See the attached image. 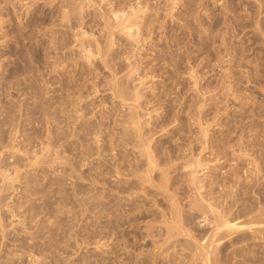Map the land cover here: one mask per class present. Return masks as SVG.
Segmentation results:
<instances>
[{"label":"rangeland","instance_id":"obj_1","mask_svg":"<svg viewBox=\"0 0 264 264\" xmlns=\"http://www.w3.org/2000/svg\"><path fill=\"white\" fill-rule=\"evenodd\" d=\"M5 4L0 264H264V0H8V10ZM132 9L140 26L131 39L108 14ZM89 40L114 69L100 59L98 66L88 63L81 42ZM112 71L124 77L128 94L142 93L137 104L132 94L126 105L113 103ZM77 79L81 89L67 91ZM127 105L139 108L151 141L145 148L157 154L150 173ZM195 156L203 159L195 175L199 194L185 187L192 178L185 162ZM191 200L207 210H190ZM206 202L245 226L215 234L218 213Z\"/></svg>","mask_w":264,"mask_h":264},{"label":"bare ground","instance_id":"obj_2","mask_svg":"<svg viewBox=\"0 0 264 264\" xmlns=\"http://www.w3.org/2000/svg\"><path fill=\"white\" fill-rule=\"evenodd\" d=\"M4 1H5V3L7 4V1H8V0H7V1H6V0H0V2H4ZM22 1H24V0H21V2H22ZM65 1H66V0H65ZM91 1H92V0H91ZM79 2H80V1H79ZM6 4H5V6H3V7H6V6H7ZM15 4H17V3H15ZM19 4H20V3H19ZM78 4H80V3H78ZM84 4H85V3H84ZM8 5H9V4H8ZM98 5H99V4H98ZM14 6H15V5H14ZM72 6H73V5H72ZM77 7H78V6H77ZM82 7H83V6H82ZM88 7H89V6H88ZM103 7H104V6H103ZM84 8H85V7H84ZM111 8H112V7H111ZM119 8H120V7H119ZM131 8H132V7H131ZM131 8H130V9H131ZM134 8H135V7H134ZM134 8H133V9H134ZM145 8H146V7H145ZM5 9H7V7H6ZM124 9H125V8H124ZM133 9H132V12H133ZM140 9H141V8H140ZM7 10H8V9H7ZM108 10H109V9H108ZM111 10H112V9H111ZM111 10L109 11L110 14H108L107 12H106V13H107L109 16L112 15V17H114V20H112V21H114V22H115V20L117 21V22L115 23L117 27H115V25H114L113 28H119V30H118L119 32H123V33L129 34L130 36L133 35V33H132L133 31H132V29H133V28H136L137 26H140L139 24L137 25L138 22L136 23V22L134 21V19H135L136 17L134 18L133 16L136 15V13H135L136 11H134L133 13H130V15H126V14H129V13H126V14H125L124 12H122L123 9L120 10V11H117V12L114 11V10H113V11H111ZM116 10H117V9H116ZM118 10H119V9H118ZM80 11H81V10H80ZM82 11H83V10H82ZM101 11H102V10H101ZM124 11H125V10H124ZM145 11H146V10H145ZM84 12H85V11H84ZM104 12H105V10H104ZM120 12H121V13H120ZM125 12H126V11H125ZM137 12H138V10H137ZM139 12H140V10H139ZM139 12H138V13H139ZM143 12H144V11H143ZM68 13H69V12H68ZM68 13H67V14H68ZM102 13H103V12H102ZM106 13H105V16H107ZM111 13H112V14H111ZM144 13H145V12H144ZM83 14H84V13H83ZM131 14H133V16H131ZM134 14H135V15H134ZM64 15H65V14H64ZM125 15H126V16H125ZM136 16H138V15H136ZM67 17H69V18H67V19H70V18H71V16H67ZM73 17H74V15H73ZM107 17H108V16H107ZM110 17H111V16H110ZM112 17H111V18H112ZM123 17H125V18H123ZM132 18H133V19H132ZM71 19H72V18H71ZM112 19H113V18H112ZM136 19H137V18H136ZM103 20H105L104 17H103ZM107 20H108V19H107ZM108 21H109V20H108ZM108 21H107V22H108ZM110 21H111V20H110ZM110 21H109V22H110ZM69 22H70V21H69ZM61 23H62V21H61ZM112 23H113V22H112ZM136 25H137V26H136ZM134 26H136V27H134ZM108 27H109V25H108ZM111 28H112V25H111ZM138 28H139V27H138ZM138 28H136V29H138ZM80 29H81V28H80ZM108 30H109V29H108ZM113 30H114V29H113ZM111 31H112V30H111ZM73 33H74V32H73ZM82 33H83V32H82ZM103 33H104V32H103ZM110 33H111V32H109L108 34H110ZM113 33H114V32H112V34H113ZM137 33H138V32H137ZM85 34H86V33H85ZM119 34H120V33H119ZM106 35H107V34H106ZM129 35H128V36H129ZM107 36H108V35H107ZM110 36H113V35L110 34ZM135 36H137V34H136ZM113 37H114V36H113ZM132 37H133V36H131V39H132ZM94 38H95V37H94ZM133 38H135V37H133ZM86 39H87V38H86ZM111 39H112V38H111ZM129 39H130V37H129ZM80 40H81V39H79V41H80ZM83 40H84V38H83ZM83 40H82V41H83ZM95 40L97 41L98 39H95ZM105 40H106V39H105ZM136 40H137V39H136ZM107 41H108V40H107ZM138 41H139V39H138ZM78 43H79V42H78ZM96 43H97V42H96ZM98 43H99V40H98ZM137 43H138V42H137ZM109 44H110V43H109ZM78 45H79V44H78ZM94 45H95V44H94ZM94 45H93V42L90 43V40H89L88 42H87V41H85V42H81V47L83 48V49H82V48H81V49H82V51L85 53V57L87 58L88 63L91 62V63L94 64L93 66H96V65L98 66L97 63H99V59H100V60L106 65L105 68H108L109 70H110V69H114V67L111 66V65H112V63L110 62V58H111V57H107V56H106L107 58H106V57L103 58L104 56H102L103 53H102V51H101V49H100L99 44H98L99 47H98V46L95 47ZM100 45H102V44H100ZM105 45H106V42H105ZM111 45H112V44H111ZM73 46H74V45H73ZM113 46H114V45H113ZM139 46H140V45H139ZM61 47H62V46H61ZM107 48H108V47H107ZM132 48H133V47H132ZM105 49H106V48H105ZM114 49H115V48H114ZM141 49H143V48H141ZM109 50H110V49H109ZM59 51H60V49H59ZM104 51H105V50H104ZM70 52H71V51H70ZM107 52H109V51H107ZM58 53H59V52H58ZM71 53H72V52H71ZM105 53H106V52H105ZM139 53H140V52H139ZM73 54H74V53H73ZM101 54H102V55H101ZM134 54H135V53H134ZM61 55H62V53H61ZM65 55H66V54H65ZM59 56H60V55H59ZM62 56H63V55H62ZM97 56H99V58H98ZM101 56H102V57H101ZM129 56H130V55H129ZM57 57H58V56H57ZM108 58H109V59H108ZM125 58H126V57H125ZM127 58H128V57H127ZM131 58H132V57H131ZM73 59H74V58H73ZM76 59H77V58H76ZM96 59H97V60H96ZM112 59H113V58H112ZM112 59H111V60H112ZM57 60H58V66L60 67V70H61V71H60V70H57V72L60 71V73H61V72H62V67H63V63H64V62L62 63V57H61V56L58 57ZM125 60H126V59H125ZM101 61H100V62H101ZM113 61H114V60H113ZM94 62H95V63H94ZM102 62H101V63H102ZM110 63H111V65H110ZM128 63H129V62H128ZM76 64H77V62H76ZM116 64H117V63H116ZM129 64H130V63H129ZM61 66H62V67H61ZM64 66H65V65H64ZM93 66H92V67H93ZM114 66H115V65H114ZM52 67H53V66H52ZM117 67H118V65H117ZM98 68H99V67H98ZM98 68H97V69H98ZM119 68H120V67H119ZM129 68H130V67H129ZM122 69H123V68H122ZM138 69H139V68H138ZM89 70L91 71V68H90ZM115 70H116V68H115ZM115 70H114V71H115ZM128 70H129V69H128ZM90 71H89V72H90ZM114 71H112V72H114ZM89 72H88V73H89ZM110 72H111V71H110ZM116 72H117V70H116ZM116 72H114L113 74L111 73L113 79H112V82L110 83V85H108L109 87H107L108 90L112 91V94H113V96H114L113 99H115V100H114L113 103H115V105H117V103H124L123 105H126L125 102H127L128 100H130V101L132 102V99H133L134 97H135V98H134L135 100H134V99H133V100L135 101V103H136V100H137V99H138V101H139V99H140L139 97H141V96H138V95H142V93L139 94L140 92L138 93V90H136V88H135V90L137 91V93H135V94H132V93H131L132 95H134V97L132 98V97H131L132 95L130 94V92H129V94H128V88L126 87L127 85L125 86L127 89H125L124 86H123L124 83H125V80H123L124 77H122V76L119 77V76H118L119 74L116 73ZM132 72H133V71H132ZM58 73H59V72H58ZM125 73H126V72H125ZM82 74H83V73H82ZM85 74H86V73H85ZM130 74H131V73H130ZM133 74H134V73H133ZM89 75H90V74H89ZM91 75H92V74H91ZM125 75H127V74H125ZM131 75H132V74H131ZM61 76H62V73H61ZM98 77H99V76H98ZM130 77H131V76H130ZM83 78H85V77H83ZM94 78H95V77H94ZM126 78H127V80H128L129 76H128V77L126 76ZM99 79H100V78H99ZM102 79H103V78H102ZM137 79H138V78H137ZM140 79H141V78H139V80H140ZM70 80H71V79H70ZM80 80H81V79H80ZM90 80H91V78H90ZM97 80H98V79H97ZM127 80H126V83H127ZM130 80H132V79L130 78ZM141 80H142V79H141ZM78 81H79L78 79H77L76 82H75V81H70V82L68 81L69 83H68V85H67V91H70V92L74 93L73 91H75L76 89H77V90L81 89V86H77V85L80 84V83L77 84ZM88 81H89V80L87 79L86 82H88ZM143 81H144V79H143ZM97 82H98V81H97ZM144 82H145V81H144ZM61 83H62V82H61ZM99 83H100V82H99ZM128 83H129V82H128ZM84 84H86V83H84ZM94 84H95V87H98V84H96V83H94ZM103 84H104V83H103ZM140 84H141V83H140ZM60 85H61V84H60ZM63 86H64V84H63ZM91 86H92V87L94 86L93 83H92ZM103 86H104V85H103ZM65 87H66V86H65ZM65 87H63L64 90L66 89ZM77 87H80V88L78 89ZM82 87H83V86H82ZM88 87H89V86H88ZM101 87H102V86H101ZM59 88H60V87H59ZM61 89H62V87L60 88V90H61ZM107 89H106V90H107ZM139 89H141V88H139ZM64 90H61V92L63 93ZM95 90H96V89H95ZM100 90H101V89H97L95 92H99ZM103 90H105V89H103ZM132 90H133V89H132ZM80 91H81V90H80ZM82 91H83V90H82ZM101 92H102V91H101ZM142 92H143V91H142ZM77 93H78V91H77ZM63 94H65V93H63ZM69 94H70V93L67 92V95H69ZM81 94H83V93H81ZM81 94H80V95H81ZM96 94H97V93H96ZM73 95H74V94H73ZM77 95H78V94H77ZM129 95H131V96H129ZM70 96H71V95H70ZM68 97H69V96H68ZM130 97H131L132 99H130ZM66 99H68V98H66ZM70 99H72V98H69L68 100L70 101ZM77 99H78V98H77ZM72 100H73V99H72ZM72 100H71V101H72ZM83 100H84V99H83ZM71 101H70V102H71ZM100 101H101V100H100ZM134 101H133V102H134ZM138 101H137V103H138ZM140 101H141V100H140ZM70 102H68V103H70ZM128 102H129V101H128ZM75 103H76V102H75ZM129 103H130V102H129ZM137 103H136V104H137ZM62 104H63V103H62ZM62 104H61V105H62ZM127 104H128V103H127ZM132 104H133V103H132ZM136 104H135V105H136ZM140 104H141V103H139V106H138V105H137V106L140 107ZM61 105H60V106H61ZM63 105H64V104H63ZM69 105H70V104H69ZM69 105H68V107H69ZM76 105H77V104H76ZM76 105H75V106H76ZM130 105H131V104H130ZM130 105H129V106L127 105V106L129 107V111H130V114L128 113V114L130 115V122H131L132 125H135L136 128L138 129V131H137L138 133L136 132V133H137L136 136H137L138 138L136 137L137 139L135 140V141H137V142H135V144L137 143V146H136L137 148H136V149H138V146L140 147L139 149H140L141 151L143 150V149H141V147L144 148L143 151H145V152H143V151H142V153L140 152V156H143V157L145 158V160H146V162H145V163H146V167H147V169H148V170H147V169H146V170L150 173V172H152L151 169H153V168L155 167L156 160H157V158H155V157H157V154L153 152L154 150H153V151H152L151 149H150L151 151L148 150L151 146L148 148L147 145H148V142H151V141H149L148 139L145 138V134H144L145 132L143 133L144 130H143V129H142L143 131L141 130L142 127L140 126V122H139V119H140V118H139V114H140V113H139V114H138L137 112L135 113V111H137L136 109L139 110V108H137V107H136V108H135V107L133 108V107H130ZM133 105H134V104H133ZM72 106H73V105H72ZM117 106H118V105H117ZM128 107H127V108H128ZM71 108H72V107H71ZM140 108H141V107H140ZM71 110H72V109H71ZM62 111H63V110H62ZM62 111H61V112H62ZM108 111H109V110H108ZM104 112H105V111H104ZM114 112H115V111H114ZM126 113H127V112H126ZM107 114H110V113H106L105 115H107ZM137 114H138V115H137ZM101 116H102V115H101ZM108 116H109V115H108ZM104 117H105V116H104ZM109 117H111V116H109ZM101 118L103 119V117H101ZM101 118H100V119H101ZM105 118H106V117H105ZM112 118H113V117H112ZM112 118H110V121H111ZM102 119H101V120H102ZM82 120H83V119H82ZM104 120H105V119H104ZM107 120H108V117H107ZM113 120H115V119H113ZM113 120H112L111 122H114ZM117 120H118V119H117ZM126 120H127V119H126ZM126 120H125V121H126ZM102 121H103V120H102ZM127 121H129V119H128ZM85 122H86V121H84L83 124H84ZM100 122H101V121H100ZM106 122H107V121H106ZM115 122H116V121H115ZM141 122H142V121H141ZM81 123H82V122H81ZM101 123H103V122H101ZM104 123H105V121H104ZM116 123H117V122H116ZM116 123H115V124H116ZM126 123H129V122H126ZM98 124H99V123H98ZM105 124H106V123H105ZM115 124H114V125H115ZM141 124H142V123H141ZM200 124H201V123H200ZM91 125H92V124H91ZM91 125H90V126H91ZM93 125H94V124H93ZM99 125H100V124H99ZM99 125H98V126H99ZM81 126H82V124H81ZM81 126H80V128H82ZM94 126H96L95 128L97 129V125L95 124ZM94 126H93V127H94ZM100 126H101V125H100ZM117 126H118V124H117ZM202 126H203V125H202ZM83 127H88V126H87V124H84ZM103 127H105V126L103 125ZM103 127H102V128H103ZM144 127H145V126H144ZM89 128H91V127H88V130H89ZM98 128H99L98 131H100V128H101V127H98ZM102 128H101V129H102ZM105 128H107V127H105ZM132 128H133V127H132ZM92 129H94V128H92ZM202 129H206V128H202ZM88 130H87V131H88ZM105 130H106V129H105ZM132 130H133V129H132ZM134 130H135V129H134ZM145 130H147V128H146ZM82 131H83V130H82ZM84 131H86V130H84ZM135 131H136V130H135ZM147 131H148V130H147ZM200 131H201V133L203 132L202 130H200ZM205 131H206V130H205ZM80 132H81V131H80ZM90 132H91V131H90ZM101 132H102V131H101ZM104 132H105V131H104ZM129 132H132V131H129ZM133 132H134V131H133ZM153 132H154V131H153ZM74 133H76V132H74ZM83 133H84V132H83ZM87 133H88V132H87ZM96 133H97V132H96ZM102 133H103V132H102ZM134 133H135V132H134ZM206 133H207V132H205L204 134H206ZM85 134H86V133H85ZM97 134H98V133H97ZM130 134H131V133H130ZM130 134H129V135H130ZM149 134H150V133H149ZM154 134H155V133H154ZM199 134H200V133H199ZM72 135H73V134H72ZM201 135H202V134H201ZM82 136H83V135H81V137H80L81 139H82ZM84 136H85V135H84ZM84 136H83V137H84ZM95 136H96V135H95ZM95 136H94V137H95ZM127 136H128V135H127ZM150 136H151V134H150ZM198 136H199V135H198ZM206 136H207V134H206ZM86 137H87V135H86ZM115 137H116V136H115ZM125 137H126V136H125ZM128 137H129V136H128ZM128 137H127V138H128ZM131 137H132V135H131ZM146 137H147V133H146ZM127 138H125V139H127ZM151 138H152V137H151ZM72 139H73V138H72ZM203 139H204V138H203ZM82 140H83V139H82ZM129 140H130V139H128V141H129ZM80 141H81V140H80ZM85 141H86V140H85ZM132 141H133V140H132ZM200 141H201V140H200ZM200 141H199V142H200ZM133 142H134V141H133ZM133 142H132V143H133ZM195 142H197V141H195ZM63 143H64V142H63ZM200 143H201V142H200ZM202 143H203V142H202ZM106 144H107V143H106ZM135 144H134V145H135ZM150 144H151V143H150ZM134 145H133V146H134ZM188 146H189V145H188ZM190 146H192V145H190ZM64 147H65V146H64ZM129 147H130V146H129ZM145 147H147L148 149L146 150ZM125 148H126V147H125ZM133 149H135V147H134ZM136 149H135V150H136ZM139 149H138V151H140ZM80 150H81V149H80ZM98 150H99V149H98ZM190 150H192V148H191ZM82 151H83V150H82ZM155 151H156V150H155ZM158 151H160V150H158ZM190 152H191V151H190ZM160 153H161V152H160ZM99 155H100V154H99ZM172 156H173V155H172ZM198 156H199V155H198ZM143 157H139V158H143ZM189 157H190V156H189ZM58 158H59V157H58ZM135 158H136V157H135ZM144 158H143V159H144ZM191 158H193V157H191ZM199 158H200V157H199ZM199 158L197 159V156H195L194 160H193V159H190L191 161H190V160H187V161H189V162H187V161L185 162V163H187L185 167H186V168L191 167V169H192V170H190V172L192 171V173H190L191 175L189 174L192 178L189 177V178H191V179H189L190 181H188V182H190V183L187 184V185L185 186L186 189H187L188 187H189V190H192V189H196V188H197V191H198V189H200V187H199V185H198V183H199L198 181H199V180L197 181L198 172H200V171L197 170V169H198L197 167H198V165L201 164L200 161L202 162L203 159L200 160ZM100 159H101V158H100ZM132 159H133V158H132ZM143 159H142V160H143ZM195 159H196V160H195ZM126 160H127V159H126ZM140 160H141V159H139V162H140ZM145 160H144V161H145ZM161 160H162V159H161ZM173 160H174V159H173ZM192 160H193V161H192ZM144 161H143V162H144ZM184 161H185V160H184ZM104 162H105V161H104ZM135 162H136V161H135ZM139 162H137V164H138V166H141V163H142V162L140 163V165H139ZM157 162H158V160H157ZM145 163H144V164H145ZM175 163H176V162H175ZM158 164H159V163H158ZM161 164H162V163H161ZM176 164H177V163H176ZM116 165H117V164H116ZM201 165H202V164H201ZM201 165H200V166H201ZM138 166H137V167H138ZM143 166H144V165H143ZM157 166H158V165H156V167H157ZM166 166H167V165H166ZM110 167H111V166H110ZM146 167H144V168H146ZM156 167H155V168H156ZM116 168H117V167H116ZM138 168H140V167H138ZM167 168H169V167H167ZM118 169H119V168H118ZM141 169H143V168H141ZM189 169H190V168H189ZM120 170H121V169H120ZM163 170H164V169H163ZM141 171H142V170H141ZM147 171H146V172H147ZM153 171H154V170H153ZM130 172H131V171H130ZM146 172H143V173L145 174ZM163 172H164V171H162V173H163ZM168 172H169V171H168ZM231 172H232V171H231ZM143 173H142V174H143ZM165 173H166V172H165ZM124 174H126V173H124ZM136 174H137V173H136ZM142 174H141V175H142ZM144 174H143V177H144ZM151 174H152V173H151ZM151 174L146 173L145 175H147L148 178H149ZM226 174H227V173H226ZM138 175H139V173H138ZM141 175H140V176H141ZM195 175H197V177H196ZM234 175H235V174H234ZM140 176H139V177H140ZM166 176H167V175H166ZM228 176H229V175H228ZM235 176H236V175H235ZM237 176H238V174H237ZM247 177H248V176H247ZM141 178H142V176H141ZM144 178H146V176H145ZM144 178H143V180H144ZM151 178H153V177H151ZM162 178H163V177H162ZM162 178H160V179H162ZM149 179H150V178H149ZM163 179H164V178H163ZM165 179H166V181H167V178H165ZM198 179H199V177H198ZM239 179H240V178H239ZM241 179H242V178H241ZM152 180H153V179H152ZM202 180H203V179H202ZM144 181H147V180H144ZM144 181H143V182H144ZM148 181H149V180H148ZM237 181H238V180H237ZM237 181H236V182H237ZM159 183H160V182H159ZM159 183H158V184H159ZM161 183H162V182H161ZM166 183H167V182H166ZM200 183H201V182H200ZM200 183H199V184H200ZM158 184H157V185H158ZM164 184H165V183H164ZM169 184H170V183H169ZM237 184H238V183H237ZM158 186H159V185H158ZM158 186H157V187H158ZM169 186H170V185H169ZM237 186H238V185H237ZM134 187H135V186H134ZM143 188H144V187H143ZM160 188H161V187H160ZM183 188H184V187H183ZM138 189H139V188H138ZM138 189H137V190H138ZM178 189H179V188H178ZM202 189H203V188H202ZM145 191H146V190H145ZM195 191H196V190H195ZM195 191H194V192H195ZM197 191H196V192H197ZM200 191H201V190H200ZM200 191H198V194L201 193V192L204 193L203 191H201V192H200ZM211 191H212V190H211ZM229 191H230V190H229ZM232 191H233V190H232ZM190 192H191V191H190ZM196 192H195V193H196ZM239 192H240V191H239ZM230 193H231V192H230ZM232 193H233V192H232ZM167 194H168V193H167ZM171 194H172V193H171ZM173 194H174V193H173ZM188 194H189V193H188ZM196 194H197V193H196ZM227 194H228V193H227ZM234 194H237V192L234 193ZM190 195H191V194H190ZM201 195H202V194H201ZM201 195H200V196H201ZM229 195H230V194H229ZM234 196H235V195H234ZM234 196H233V197H234ZM236 196H238V195H236ZM249 196H250V195H249ZM131 197H132V196H131ZM196 198H197V197H196ZM198 198H200V197H198ZM224 198H225V197H224ZM167 199H168V198H167ZM176 199H177V198H176ZM193 199H195V198H193ZM202 199L204 200L203 197H202L201 199H199V200H202ZM132 200H133V199H132ZM195 200H196V199H195ZM203 200H202V201H203ZM208 200H209V198H208ZM232 200H233V198H232ZM191 201H194V200H191ZM196 201H197V200H196ZM196 201H194V202H196ZM205 201H206V200H204L203 202H205ZM212 201H213V200H212ZM203 202H201V203H203ZM174 203H175V202H174ZM191 203H192V202H191ZM206 203H207V202H206ZM179 204H180V203H179ZM192 204H193V203H192ZM207 204L209 205L210 203H207ZM214 204H215V203H214ZM214 204L212 203V206H211V204H210V207L213 208ZM139 205H140V204H139ZM189 205H191V204H189ZM202 205H203V204H202ZM208 205H207V206H208ZM172 206H173V205H172ZM182 206H183V205H182ZM200 206H201V205H199V201H198V203L196 202L194 205H192V207H190V210H191V209L194 210L195 208H199V209H200L201 211H203V212H204V209L207 210L205 207H204V209L202 210L203 207L200 208ZM245 206H246V205H245ZM247 206H248V205H247ZM175 207H176V205H175ZM208 207H209V206H208ZM210 207H209V209H208L209 211H210ZM176 208H177V207H176ZM179 208H181V207H179ZM214 208H215V206H214ZM214 208H213L212 210H214ZM234 208H235V207H234ZM173 209H175V208H173ZM181 209H182V208H181ZM199 209H198V210H199ZM215 209H216V208H215ZM257 209H258V208H257ZM259 209H260V208H259ZM176 210H178V209H176ZM176 210H174V212H175ZM193 210H192V211H193ZM200 210H199V211H200ZM216 210H217V209H216ZM216 210H214V213H215ZM230 210H231V209H230ZM246 210H247V209H246ZM172 211H173V210H172ZM181 211H182V210H180V214H181ZM219 211H220V210H219ZM222 211L224 212V210H222ZM228 211H229V209H228ZM233 211H234V210H233ZM244 211H245V209H244ZM257 211H258V210H257ZM257 211H255V212L257 213ZM203 212H202V213H203ZM205 212H206V211H205ZM211 212H213V211H211ZM220 212H221V211H220ZM226 212H227V211H226ZM229 212H230V211H229ZM237 212H238V211H237ZM255 212H254V214H255ZM260 212H261V211H260ZM262 212H263V211H262ZM262 212H261V213H262ZM128 213H129V212H128ZM182 213H183V212H182ZM189 213H190V211H188V214H189ZM192 213H193V212H192ZM197 213H198V212H197ZM214 213H213V214H214ZM216 213H218V212L216 211ZM216 213H215V214H216ZM231 213H232V210H231ZM233 213H235V212H233ZM241 213H242V212H241ZM261 213H260V214H261ZM174 214H175V213H174ZM183 214H184V213H183ZM186 214H187V212H186ZM194 214H195V213H194ZM205 214H206V213H205ZM218 214H219V213H218ZM218 214L216 215V218H218V220H217L218 223L216 224V223L214 222L216 225H212V226H215V230L217 229V230H216L217 232H216V231L214 232L215 234L218 233L219 231H221L220 228H221V229L224 228V230H225V228H226L227 230H231V231H232V230H234V229H236V228H237V229H238V228L240 229V228H242V226H245V224H243V225L241 224V221H240V222L238 221L240 224L236 223L237 221L235 222V219H234V218H233V219H234V222H235V223L233 222V219L230 220V217L232 216L231 214H230V215H227V214L225 213L224 215H221V213H220L219 216H218ZM237 214H238V213H237ZM244 214H245V213H244ZM251 214H252V213H251ZM254 214H253V215H254ZM258 214H259V213H258ZM260 214H259V215H260ZM172 215H173V214H172ZM184 215H185V214H184ZM201 215H202V214H201ZM220 215H221V216H220ZM239 215H240V214H239ZM185 216H186V215H185ZM187 216H188V215H187ZM187 216H186V218H187ZM189 216H190V218H191V217H193L194 215L191 216V214H190ZM207 216H208V215H207ZM207 216H206V217H207ZM217 216H218V217H217ZM228 216H229V217H228ZM235 216H236V215H235ZM246 216H247V215H246ZM250 216H251V215H250ZM256 216H257V215H256ZM262 216H263V218H264V213H263ZM262 216H260V218H262ZM166 217H168V216H166ZM170 217H171V216H170ZM200 217H203V216H200ZM252 217H253V216H252ZM254 217H255V216H254ZM182 218H183V217H182ZM184 218H185V217H184ZM184 218H183V219L180 218L181 223L184 222ZM203 218H204V217H203ZM203 218H202V219H203ZM207 218H208V217H207ZM231 218H232V217H231ZM238 218H239V217H238ZM244 218H245V217H244ZM246 218H247V217H246ZM255 218H256V217H255ZM260 218L258 217V219H260ZM119 219H120V218H119ZM174 219L177 220L175 216H174ZM178 219H179V218H178ZM214 219H215V218H214ZM247 219H248V218H247ZM252 219H253V218H252ZM171 220H173V219L171 218ZM182 220H183V221H182ZM186 220H187V219H186ZM186 220H185V221H186ZM238 220H239V219H238ZM165 221L167 222V220H165ZM249 221H250V220H249ZM253 221L255 222V220H253ZM253 221H252V222H253ZM109 222H110V221H109ZM170 222H171V221H170ZM176 222H178V220H177ZM176 222H175V223H176ZM191 222H192V221H191ZM245 222H248V221L246 220ZM245 222H244V223H245ZM256 222H257V221H256ZM261 222H262V221H261ZM263 222H264V220H263ZM162 223H163V222H162ZM173 223H174V220H173ZM179 223H180V222H179ZM179 223H178V224H179ZM250 223H251V221H250ZM257 223H258V222H257ZM164 224H165V223H164ZM171 224H172V223H171ZM178 224L176 223V226H177ZM187 224H188V223H187ZM211 224H213V222H212ZM246 224H247V223H246ZM248 224H249V222H248ZM251 224H252V223H251ZM253 225H254V224H253ZM253 225L248 226V227L251 228ZM164 226H165V225H164ZM172 226H175V225H172ZM178 226H180V225H178ZM185 226H186V225H185ZM258 226H259V224H258ZM113 227H114V226H113ZM167 227H169V226H167ZM181 227H182V226H180L179 228H181ZM183 227H184V226H183ZM183 227H182V228H183ZM254 227H256V224H255V226H253V228H254ZM262 227H263V226H262ZM172 228H174L175 230H177V229H176L177 227H176V228H175V227H171V228H170V229H171V232H172ZM188 228H189V227H188ZM188 228H186V229H187V233H188V231H189ZM213 228H214V227H213ZM253 228H252V229H253ZM263 228H264V227H263ZM160 229H161V228H160ZM174 229H173V230H174ZM184 229H185V228H184ZM243 229H245V228H243ZM247 229H248V228H247ZM254 229H257V228H254ZM258 229H259V228H258ZM258 229H257V230H258ZM224 230H222V231H224ZM248 230H249V229H248ZM169 231H170V230H169ZM169 231H168V232H169ZM183 231H184V230H183ZM255 231H256V230H254V232H255ZM260 231H261V230H259V232H260ZM181 232H182V230H181ZM181 232H180V233H181ZM190 232H192V231H190ZM190 232H189V233H190ZM212 232H213V231H212ZM228 232H229V231H227V232L225 231V233H228ZM234 232H235V230L233 231V234H234ZM254 232H252V233H253V234H256V232H255V233H254ZM135 233H136V232H135ZM178 233H179V231H178ZM182 233H185V231L182 232ZM214 233H213V234H214ZM229 233L232 234V232H229ZM176 234H177V233H176ZM215 234H214V235H215ZM219 234H220V233H219ZM221 234H223V232H222ZM170 235H171V234H170ZM217 235H218V234H217ZM224 235H226V234H224ZM227 235H228V234H227ZM258 235H259V234H257L256 236H258ZM171 236H172V235H171ZM173 236H174V235H173ZM177 236H179V235L177 234ZM205 236H206V235H205ZM221 236H223V235H220V236L217 237V238H214V237H213V239H214V240H218ZM256 236H254V238H255ZM174 237H175V236H174ZM207 237H209V236H207ZM210 237H212V235H211ZM227 237H228V236H226V238H227ZM169 238H170V237H169ZM176 238H177V237H176ZM221 238H222V237H221ZM163 239H164V237H163ZM166 239H167V236L165 237V240H166ZM192 239H194V236H193ZM178 240H179V239H178ZM205 240L207 241V239H205ZM184 241H185V240H184ZM197 241H199V240H197ZM197 241H196V242H197ZM211 241H213V240H211ZM252 241H253V240H252ZM169 242H170V240H169ZM181 242H182V241H181ZM199 242H200V241H199ZM218 242H219V241H218ZM164 243H165V242H164ZM197 243H198V242H197ZM200 243H201V242H200ZM210 243H211V242H210ZM215 243H216V242H215ZM165 244H166V243H165ZM189 244H190V243H189ZM207 244H208V243H207ZM207 244H206V245H207ZM137 245H138V244H137ZM183 245H184V244H183ZM204 245H205V244H204ZM204 245H203V248L200 247V248L202 249V251H204V248L206 247V245H205V246H204ZM211 245H212V244H211ZM211 245H210V246H211ZM214 245H215V244H214ZM218 245H219V244H218ZM220 245H222V244L220 243ZM220 245H219V247L216 245L217 249H218V248H219V249L221 248ZM251 245H252V244H251ZM170 246H171V245H170ZM196 246H197V245H196ZM196 246H194V247H196ZM160 247H161V246H160ZM216 247H215V249H214V252L216 251ZM165 248H166V247H165ZM191 248H192V247H191ZM206 249H208V248H206ZM206 249H205V250H206ZM219 249H218V250H219ZM221 249H222V248H221ZM221 249H220V250H221ZM187 250H188V249H187ZM192 250H193V249H192ZM192 250H190V251H192ZM147 251H148V250H147ZM180 251H181V250H180ZM206 251L209 252V250H206ZM188 252H189V251H188ZM198 252H199V250H198ZM200 252H201V251H200ZM207 252H206V254H207ZM216 253H217V252H216ZM216 253H215V254H216ZM218 253H219V252H218ZM195 254H197V253H195ZM200 254H201V253H200ZM200 254H199V255H200ZM193 256H194V255H193ZM209 257H210V256H209ZM214 257H215V256H214ZM123 258H124V257H123ZM210 260H211V259H210ZM210 262H211V261H210Z\"/></svg>","mask_w":264,"mask_h":264}]
</instances>
